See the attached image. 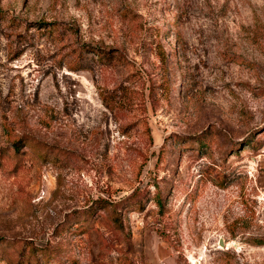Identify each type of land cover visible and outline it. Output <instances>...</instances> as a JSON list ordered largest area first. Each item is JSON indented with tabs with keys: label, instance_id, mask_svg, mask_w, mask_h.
<instances>
[{
	"label": "rangeland",
	"instance_id": "374dc122",
	"mask_svg": "<svg viewBox=\"0 0 264 264\" xmlns=\"http://www.w3.org/2000/svg\"><path fill=\"white\" fill-rule=\"evenodd\" d=\"M0 147V264H264V0H0Z\"/></svg>",
	"mask_w": 264,
	"mask_h": 264
},
{
	"label": "trees",
	"instance_id": "16d2710c",
	"mask_svg": "<svg viewBox=\"0 0 264 264\" xmlns=\"http://www.w3.org/2000/svg\"><path fill=\"white\" fill-rule=\"evenodd\" d=\"M6 135V141L7 143H9V147L12 148V156H17L20 152V149L24 146H32L30 140L32 138H29L25 135H20V136H17L14 134L13 130H7V133L5 134ZM9 148L7 147H0V160L3 159V157L5 155H8L10 154L9 153ZM45 161L48 160L47 157H45L44 159ZM99 203L101 204H106V203H110L108 201H106L105 199H101L100 201H98ZM97 202V203H98ZM4 238H0V240H3ZM40 251H45L47 250V246L45 247H42L39 249Z\"/></svg>",
	"mask_w": 264,
	"mask_h": 264
}]
</instances>
